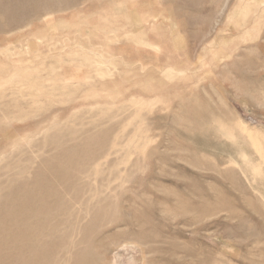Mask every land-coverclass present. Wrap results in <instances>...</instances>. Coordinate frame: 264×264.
<instances>
[{"label":"rangeland","instance_id":"obj_1","mask_svg":"<svg viewBox=\"0 0 264 264\" xmlns=\"http://www.w3.org/2000/svg\"><path fill=\"white\" fill-rule=\"evenodd\" d=\"M67 160L81 195L142 199L99 223L97 264H264V0H0V186L61 193Z\"/></svg>","mask_w":264,"mask_h":264},{"label":"bare ground","instance_id":"obj_2","mask_svg":"<svg viewBox=\"0 0 264 264\" xmlns=\"http://www.w3.org/2000/svg\"><path fill=\"white\" fill-rule=\"evenodd\" d=\"M46 3L48 2L46 1ZM109 130L110 129L107 128V130L103 132L104 135L109 134L110 133ZM222 130L224 129L222 128ZM88 135H87V138H88ZM69 160L64 162L65 166L48 165V167L53 169L54 171L56 182L63 189L61 193L59 192L56 193L52 184H50L49 181L45 180L41 173H37V172L34 173L32 180L23 179L21 175L24 169H21L18 175H15V174L11 175L9 179L7 180V182L5 183L4 187L0 186V189H3V190L5 189L4 197L6 199V202H5L6 204L4 203L5 207H3L0 210V264H49L51 260H56L57 264H97L95 261L98 260L99 256L96 254L95 248H98L97 246H102V248L108 247L102 241H99L97 245H95L94 243V237L101 236V234L103 233V231L101 232L97 229V226L99 225V223H102L108 217H112L113 216L112 210H116V213L118 214L117 210H119L118 208L119 201L121 199L124 200L123 199L124 197H126V199L142 203L141 198H135L134 196H131V195L126 196V195H123V193H119L120 191L115 192V191H112V189L111 191L113 194H108L106 193L107 192L106 188L104 189L103 187L101 188L99 187L100 188L99 189V188L94 187V185L92 184H87L88 188L86 190H82L84 191L82 195L80 194V190L79 191L77 190L78 192L75 190H72V187H74L73 181H74L75 175L73 176L72 173H69V168H72V165H73L71 163L72 161H69ZM97 170L102 172L101 169H97ZM83 171L84 170L82 167L78 172L80 174H83ZM81 176L83 177V175ZM81 176H79L80 179H82ZM102 176H103V173H102ZM113 176L115 177V175ZM89 177H90V174L88 173V176L86 174L85 178H89ZM46 188H47V191H46ZM65 193L70 194L73 200L72 202H74L73 207L76 208L77 205L79 206L80 213L78 215H81V213L84 211L86 214L90 216L89 221L87 220L88 222L85 225H83L80 229L82 230L81 234H85L86 236L90 238L84 239L82 235V238H80V242H75L72 239L73 235L77 233V231L73 228V225L71 227V223H69L67 219L61 214L63 209L65 208V198H64ZM201 206L200 207L203 208V205ZM53 207L54 209L56 208V214L54 216L53 215L51 216L54 222L52 224H48L49 217L51 215L50 212L53 209ZM120 211L122 213H125V212L130 213L132 209L126 208V207L125 209H123L120 207ZM69 213L68 214L66 213V214L70 216ZM116 217H112V219L109 221L110 225H113L114 227L118 226L119 224H124V226L126 225L127 228L131 229L135 227L139 221V216L137 220L130 221L127 223H124L121 220L119 221ZM60 227H69V228H67V231L65 230V232H61ZM53 238L55 240L51 246V249H48L47 248V244L49 243L48 241ZM80 244H84L86 248L82 250H79V249L77 250V246ZM91 257H94V261L90 260Z\"/></svg>","mask_w":264,"mask_h":264}]
</instances>
